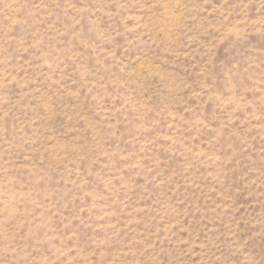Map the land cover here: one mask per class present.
Returning <instances> with one entry per match:
<instances>
[{"label": "rangeland", "instance_id": "374dc122", "mask_svg": "<svg viewBox=\"0 0 264 264\" xmlns=\"http://www.w3.org/2000/svg\"><path fill=\"white\" fill-rule=\"evenodd\" d=\"M0 264H264V0H0Z\"/></svg>", "mask_w": 264, "mask_h": 264}]
</instances>
